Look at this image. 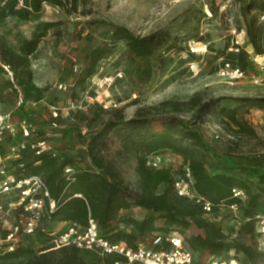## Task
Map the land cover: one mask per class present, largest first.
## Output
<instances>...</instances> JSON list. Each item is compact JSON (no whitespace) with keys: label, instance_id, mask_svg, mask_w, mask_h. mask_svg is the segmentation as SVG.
I'll return each instance as SVG.
<instances>
[{"label":"trees","instance_id":"obj_1","mask_svg":"<svg viewBox=\"0 0 264 264\" xmlns=\"http://www.w3.org/2000/svg\"><path fill=\"white\" fill-rule=\"evenodd\" d=\"M79 1L0 0V96L8 91L20 92L26 101L40 103L44 99L46 88L36 85L32 67L41 42L55 27L52 22L40 24L30 38H23L19 32L6 27L7 19L13 18L18 25L30 22L42 13L45 6L63 9L72 15L78 12ZM88 1L81 0V4L86 5ZM238 2L245 22L246 46L252 47L255 55H262L264 0ZM215 4V0H209L213 13L218 11L214 8ZM253 12L260 16L253 15ZM96 23L91 21L89 24ZM101 28L105 30L102 41L86 55L85 65L75 79L76 88L85 90L87 80L97 73L100 62L109 58L119 44H123L133 57L147 62L152 76L157 75L159 70L160 75L157 76L166 73L170 56L173 53L180 55L186 50L179 47L176 37L164 30L142 36L114 23H103ZM196 60V53L187 49V59L180 56L179 62L185 65ZM225 63L245 71L253 67L245 47L239 52L231 51L217 70ZM235 101L202 91L187 99H169L139 108L129 119L122 110L105 111L106 118L91 112L88 117L84 116L83 128L86 133L78 131L85 148L82 156L85 166L77 170L72 161H65L60 165L63 171L61 175L51 169L57 163L56 157L47 153L37 155L31 146L22 150L20 156L14 159L15 170L10 174L18 178L40 176L45 182L50 198L46 201L39 227L33 236L46 235L50 247H45L37 256L34 248L21 240L13 252L0 250V264H90L82 256L84 252L98 257L91 264H126L127 260L119 255L103 257L74 246L56 249L53 240L59 234L48 232L43 224L45 221L72 223L86 228L90 219L96 222L101 236L111 242H124L133 249L142 244L151 245L158 235H184L195 221L203 233L184 241L185 247L192 253L209 258L234 259L240 264H264V249L259 242L261 236L257 232L256 219L257 215L264 216V160L259 157L261 161L256 159L250 166L241 169L242 174L248 176L247 179L232 174V168L226 170L223 166L216 167L217 170L222 168L220 173L212 174L208 168L207 152L199 144L200 126L211 117L218 118L220 126L229 134L233 151L239 147L235 140L258 139L253 126L243 121L240 114L245 107L264 109V97L241 98L237 100L239 105L232 107ZM27 120L31 121L29 118ZM40 135L36 130L28 140H45ZM171 137H177L182 142L170 140ZM167 151L183 158L189 166L196 193L213 204L210 214L217 213L222 206L239 205L243 224L236 238L232 239L217 223L208 220L205 216L210 214L194 201L179 196L172 200L168 193H158L160 186L168 181L169 170H152L146 163L150 156ZM132 164L140 191L126 181L125 173ZM67 168H71L73 173L67 175ZM235 189L243 190L246 200L236 199L233 194ZM141 193L151 196L153 201H145ZM10 197L3 198L4 206L9 204ZM17 200L18 197L13 202ZM50 200L55 203L53 211L50 210ZM133 206L147 210L149 215L144 220L123 219L122 222L132 226L133 230H117L114 223L121 212ZM19 213L20 210L16 211V214ZM145 235L150 237L149 242L143 239Z\"/></svg>","mask_w":264,"mask_h":264},{"label":"rangeland","instance_id":"obj_2","mask_svg":"<svg viewBox=\"0 0 264 264\" xmlns=\"http://www.w3.org/2000/svg\"><path fill=\"white\" fill-rule=\"evenodd\" d=\"M215 2L217 13L212 12L209 0H89L86 5H82L80 0L78 12L72 15L66 10L45 6L40 15L24 24L18 25L13 18H8L6 27L19 32L23 38H30L40 24L55 23L41 42L32 67L34 82L46 88L44 99L32 107L30 104L20 106L19 94L15 92L5 91L0 96V113L9 116L16 128L15 135L6 134L0 143V155L5 158L4 165L9 173L15 170V156H20L22 150L36 141L22 137L21 122L28 118L55 153L58 160L51 169L61 175L63 171L60 165L65 161H72L77 170L85 166L82 160L85 148L78 131L86 133L83 125L85 117L91 112L106 118L105 111L122 110L129 119L139 108L169 99H187L202 91L236 100L232 102V107L239 105L237 100L241 98L264 97V86L252 84L249 79L231 82L218 76V67L229 57L232 49L229 31L232 28L241 29L245 41L247 37L238 0ZM253 15L260 16L257 12H253ZM91 21L97 23L90 25ZM103 23L122 25L142 36L164 30L176 37L179 47L186 50L180 55L173 53L170 56L166 73L157 76L160 75L159 70L157 75L152 76L147 62L133 57L123 44H119L109 58L100 62L97 73L87 80L85 90L76 88L75 79L85 65L86 55L102 41L105 33L101 28ZM246 48L250 52L253 50L252 47ZM187 49L196 53L197 60L182 65L179 59L180 56L187 59ZM75 100L78 102H73ZM72 103H75L74 108H71ZM240 118L253 126L258 139L235 140L239 143L237 151L232 150L231 138L220 126L218 118L211 117L200 126L199 144L207 152L210 173L218 174L222 168H232V174L247 179L248 176L242 174L241 169L250 166L256 159L264 160V109L245 107ZM170 140L182 142L177 137ZM161 154L165 158L164 168L169 170V177L158 193H168L170 199L174 200L178 198L174 182L182 177L187 164L171 151ZM218 166L223 167L217 170ZM125 176L126 181L140 191L134 164L127 168ZM141 195L145 201H153L151 196L145 193ZM9 196V202H13L18 193ZM148 215L147 210L133 206L121 212L114 227L131 231L133 227L123 223V219L144 220ZM205 217L217 223L232 239L237 237L243 224L242 211H234L228 206H222L217 213ZM43 224L48 232L56 235L71 227L48 221ZM201 233L203 231L194 221L190 230L181 236L184 241H190ZM46 239V235L40 234L24 243L34 248L39 256L43 249L50 247ZM143 239L150 241L148 235ZM259 242L263 243V239L260 238ZM82 256L90 264L98 259L96 255L86 252ZM195 258L199 264H206L210 259L197 253Z\"/></svg>","mask_w":264,"mask_h":264},{"label":"built area","instance_id":"obj_3","mask_svg":"<svg viewBox=\"0 0 264 264\" xmlns=\"http://www.w3.org/2000/svg\"><path fill=\"white\" fill-rule=\"evenodd\" d=\"M264 21V15L262 16ZM232 49L239 52L246 46L243 38V31L232 28L230 31ZM250 47V46H246ZM245 47V48H246ZM253 67L250 71H245L239 67H234L230 63H225L218 70V76L231 82L244 79L251 80L255 85L264 86V54L255 55L253 50L249 51ZM18 103L20 106L32 105L36 107L38 103L26 101L19 92ZM74 108L75 103L71 104ZM56 126V124H54ZM36 131L35 125L28 121L21 122V133L24 139L31 138ZM16 128L11 123L9 116L0 113V143L6 134L15 135ZM32 149L37 155L50 154L55 157L50 145L45 140L36 141L32 144ZM19 156H15L17 159ZM4 156L0 155V250L3 252H13L21 243V238L25 235H33L39 227L42 214L46 208V201L50 198L49 190L40 176L28 178H18L7 170ZM147 167L152 170H160L165 166V158L162 154H156L147 159ZM66 174L72 173L71 168L65 170ZM175 189L179 197L194 201L201 206L205 213L210 214L213 210L211 201L200 197L195 191V180L188 165H185L182 177L175 180ZM18 193L16 202H9L3 205V198L12 193ZM234 197L239 200H246L247 196L243 190H233ZM80 196L81 195H77ZM234 211H239V205L229 206ZM55 203L50 200V210L53 211ZM16 214V211H19ZM15 219V220H14ZM257 232L263 239L261 247L264 249V216L257 215ZM14 220V222H12ZM53 244L56 248L74 246L82 251H91L106 257L119 255L127 260L126 264H198L195 254L185 247L184 239L177 233L168 235H158L153 239L151 245H139L133 249L124 242H111L101 236L96 222L92 219L86 228L72 224L66 231L54 238ZM121 264V263H116ZM206 264H240L238 261L224 260L220 258H210Z\"/></svg>","mask_w":264,"mask_h":264},{"label":"crops","instance_id":"obj_4","mask_svg":"<svg viewBox=\"0 0 264 264\" xmlns=\"http://www.w3.org/2000/svg\"><path fill=\"white\" fill-rule=\"evenodd\" d=\"M64 224V226H71L72 225V223H63ZM31 237H33V235H25V236H23V241L25 242L26 240H29V239H31Z\"/></svg>","mask_w":264,"mask_h":264}]
</instances>
